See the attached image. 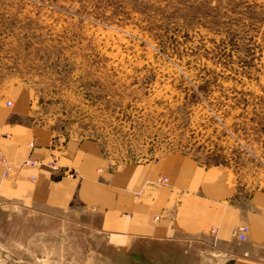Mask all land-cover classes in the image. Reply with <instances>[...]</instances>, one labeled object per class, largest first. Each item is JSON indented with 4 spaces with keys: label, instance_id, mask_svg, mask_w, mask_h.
<instances>
[{
    "label": "rangeland",
    "instance_id": "1",
    "mask_svg": "<svg viewBox=\"0 0 264 264\" xmlns=\"http://www.w3.org/2000/svg\"><path fill=\"white\" fill-rule=\"evenodd\" d=\"M14 85L55 136L97 139L116 167L180 153L264 187V0H0V94ZM98 224L78 203L0 199V264L122 259ZM154 246L138 264L227 257L190 236Z\"/></svg>",
    "mask_w": 264,
    "mask_h": 264
},
{
    "label": "crops",
    "instance_id": "2",
    "mask_svg": "<svg viewBox=\"0 0 264 264\" xmlns=\"http://www.w3.org/2000/svg\"><path fill=\"white\" fill-rule=\"evenodd\" d=\"M31 108L28 88L14 85L8 95L0 94V154L10 167L4 173L0 165V199L56 210L78 203L93 210L108 245L123 258L74 264H138L155 255L157 241L178 236L209 241L227 255L225 264H264V187L244 191L227 165H205L180 153L116 167L97 139L75 134L59 140L62 170L77 168V176L27 164L43 159L55 136ZM241 223L249 227L244 241L232 236ZM126 248L128 256L119 252Z\"/></svg>",
    "mask_w": 264,
    "mask_h": 264
},
{
    "label": "built area",
    "instance_id": "3",
    "mask_svg": "<svg viewBox=\"0 0 264 264\" xmlns=\"http://www.w3.org/2000/svg\"><path fill=\"white\" fill-rule=\"evenodd\" d=\"M8 106H11V102L8 100L5 102ZM50 148L48 154L40 160H30L26 161L25 163L30 164H37V165H46L51 170L55 172L62 171L63 174L75 177L78 175L79 171L77 168H66L65 170H62L63 164L60 162V157L63 154L62 150L60 149L62 147V141L59 140L58 136H53L50 140ZM0 165L4 167V173H7L10 170L9 164L7 163L6 158L0 154ZM31 179H34V176H31ZM161 182L167 181L166 177H161L159 179ZM249 231V227L245 223L238 224L234 227L232 231V236L236 237L239 241H244L247 238V233ZM216 232V228H212L211 234L214 236Z\"/></svg>",
    "mask_w": 264,
    "mask_h": 264
}]
</instances>
